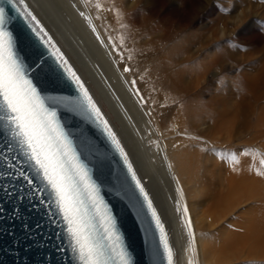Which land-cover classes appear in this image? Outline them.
Segmentation results:
<instances>
[{
    "label": "bare ground",
    "instance_id": "obj_1",
    "mask_svg": "<svg viewBox=\"0 0 264 264\" xmlns=\"http://www.w3.org/2000/svg\"><path fill=\"white\" fill-rule=\"evenodd\" d=\"M137 1L25 3L80 76L128 153L165 224L173 264H187L192 254V240L187 239L189 229L184 230L178 216L183 215L184 206L188 208L187 218L199 231L203 264L262 260L264 201L258 190L262 187L249 176L247 147L233 166L221 165L216 157L220 145L226 149L238 139L243 143L248 140L234 128L230 106L226 103L223 111L219 109L214 84L206 100L200 91L194 92L210 67L185 65L184 55L190 51L192 41L189 33L181 32L186 24H175L176 19L164 12L166 0H159L158 20L152 17L151 0H144L145 4L136 8ZM173 23L182 33L177 37L172 31ZM210 57L215 64L216 55L212 53ZM125 67L131 71L124 72ZM85 81L89 86L90 82L94 84L120 129L114 128ZM132 81H136L135 85ZM228 154L222 150L223 157ZM230 157L229 154L228 160ZM252 197L260 200L254 208L249 206ZM177 202L180 212L176 211Z\"/></svg>",
    "mask_w": 264,
    "mask_h": 264
},
{
    "label": "snow or ice",
    "instance_id": "obj_2",
    "mask_svg": "<svg viewBox=\"0 0 264 264\" xmlns=\"http://www.w3.org/2000/svg\"><path fill=\"white\" fill-rule=\"evenodd\" d=\"M9 8L25 20L39 45L47 50L48 57L56 66L55 72L75 86L78 92L76 98L45 97L38 90L17 52L16 40L9 28L12 19L7 11ZM80 14L84 15L83 12ZM92 31L95 32L96 29L93 27ZM123 71L129 72L131 69L125 67ZM135 83L136 81H132L133 85ZM140 99L147 103L143 97ZM53 105H63L69 111L84 116L105 134L114 152L122 160V186L144 225L145 233L149 238L158 233L164 259L167 264H173V249L169 244L165 224L149 192L138 178L128 153L97 107L84 82L57 47L52 36L29 10L25 0H0V132L5 133L9 140L7 152H13L11 142H15L20 153L34 164L36 172L51 190L55 206L66 226L71 251L78 264H132L129 251L117 231V221L101 197L99 185L81 161L73 141L61 125L57 109ZM0 159L6 161L7 169L16 168L14 160L2 151ZM231 159L234 162L236 160L234 155ZM16 173L28 185H32L33 180L25 171L16 168ZM5 174L12 175V172ZM176 211H181L179 202ZM183 214L189 229L188 235L194 239L192 222L187 218V206L183 207Z\"/></svg>",
    "mask_w": 264,
    "mask_h": 264
},
{
    "label": "water",
    "instance_id": "obj_3",
    "mask_svg": "<svg viewBox=\"0 0 264 264\" xmlns=\"http://www.w3.org/2000/svg\"><path fill=\"white\" fill-rule=\"evenodd\" d=\"M7 11L12 18L9 28L14 34L17 52L41 94L76 98L75 86L55 72L54 62L48 57L47 50L39 45L25 20L14 10L9 8ZM53 106L81 161L99 185L100 195L117 221V231L129 251L132 264H167L163 248L159 246L158 233L148 237L125 194L122 160L105 134L84 116L63 105ZM11 143L13 152L8 153L9 140L0 132V151L13 159L16 168L25 171L33 183L28 185L18 177L16 168L7 169L6 161L0 159V264H78L51 190L36 172L34 164L20 153L15 142ZM8 171L12 175H6Z\"/></svg>",
    "mask_w": 264,
    "mask_h": 264
},
{
    "label": "rangeland",
    "instance_id": "obj_4",
    "mask_svg": "<svg viewBox=\"0 0 264 264\" xmlns=\"http://www.w3.org/2000/svg\"><path fill=\"white\" fill-rule=\"evenodd\" d=\"M166 2L167 9L164 12L172 20L176 19L175 24L185 23V30L181 32L189 33V35L186 34L192 40V43L189 41L190 51L188 50L189 52L187 51L188 53L184 55V59L187 58L185 65L210 67L207 74L201 77L200 84L194 92L200 91L202 99L206 100L211 94L210 87L214 84L220 101L219 109L223 111L226 103L230 106L234 128L242 131L244 139L248 140L247 143H243L241 139H238L233 146L226 149L220 145L221 152L218 148L216 157H219L221 165L226 166L227 164L229 167L231 163L233 166L234 161L229 159L230 162L228 155L230 154L231 157L234 155L235 162L239 161L246 145L249 176L252 179L255 178L253 182L256 181L254 183L262 187L258 190L261 191L264 201V163H262L264 161V0H166ZM143 4H145L144 0H138L134 7L138 8ZM149 4L154 12L152 17L158 20L157 12L160 10V1L151 0ZM139 16H144V14L139 13ZM174 23L172 31L177 37L182 33L176 29ZM212 53L217 57L213 65L210 57ZM73 59L88 79L81 64L75 57ZM86 84L94 96H97V101L110 122H113L114 128L120 129L114 115L104 104L94 84L91 82L90 86L87 82ZM222 150L229 154L223 157ZM252 190L258 191L255 187ZM256 192L253 194L256 195ZM249 202V206L254 208L260 200L252 197ZM178 216L180 224L184 222L182 227L185 226L184 230L187 232L188 227L184 214H178ZM191 230L194 233V240L188 235L187 239L192 240V254L187 264L190 261L191 264H203V245L199 238V231L195 225ZM242 263L264 264V258L258 261L250 259Z\"/></svg>",
    "mask_w": 264,
    "mask_h": 264
}]
</instances>
